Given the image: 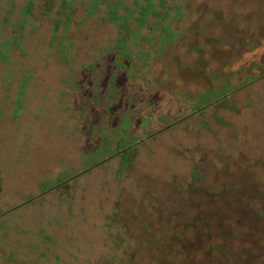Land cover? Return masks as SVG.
<instances>
[{
  "label": "rangeland",
  "instance_id": "374dc122",
  "mask_svg": "<svg viewBox=\"0 0 264 264\" xmlns=\"http://www.w3.org/2000/svg\"><path fill=\"white\" fill-rule=\"evenodd\" d=\"M178 1L144 79L105 56L111 29L69 67L41 29L0 61V264H264V0ZM121 133L149 136L87 169Z\"/></svg>",
  "mask_w": 264,
  "mask_h": 264
},
{
  "label": "trees",
  "instance_id": "16d2710c",
  "mask_svg": "<svg viewBox=\"0 0 264 264\" xmlns=\"http://www.w3.org/2000/svg\"><path fill=\"white\" fill-rule=\"evenodd\" d=\"M183 7L178 0H0V34L5 33L0 42V61L9 64L15 53L25 55L27 38L41 29L47 48L55 50L63 67H69L83 43L92 45L100 30L111 29L105 56L126 71L130 81L144 79L150 71V62L174 45L175 31L185 20ZM190 49L201 52L202 43L188 46ZM24 89L23 84L20 96ZM148 136L129 141L121 133L123 145L117 143L116 151L111 153L102 142L98 149L87 154L85 165L90 169L114 156L126 158ZM66 180L60 175L54 184L43 183L42 191ZM211 250V258L217 259L220 251L215 247Z\"/></svg>",
  "mask_w": 264,
  "mask_h": 264
}]
</instances>
